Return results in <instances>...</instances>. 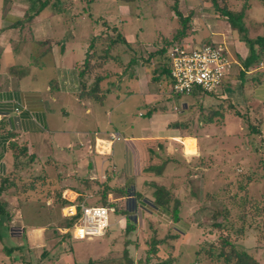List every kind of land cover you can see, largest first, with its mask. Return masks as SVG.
I'll return each instance as SVG.
<instances>
[{
  "label": "crops",
  "instance_id": "1",
  "mask_svg": "<svg viewBox=\"0 0 264 264\" xmlns=\"http://www.w3.org/2000/svg\"><path fill=\"white\" fill-rule=\"evenodd\" d=\"M148 2L150 9L145 12L143 20H149L152 28L130 35L132 38L126 41L125 52H128L129 59L124 63L127 70H124V65L122 67V77L117 76L118 70L108 69L110 67L106 70H111V73L99 75L105 78L99 84L100 97H103L99 103L79 97L80 83L92 85L90 77L93 72L86 71L80 78L82 63H66L70 49L66 45L68 40L54 41L55 31L48 29L46 43H39L46 45V49L35 47L33 51L29 50L22 54L25 60H19L20 56L17 64L11 61L13 58L9 60L11 54L7 46H19L21 49V39L11 38L0 43V182L5 178L14 181V186L5 190L1 197L12 190L2 202L5 210L7 204L13 206L16 219L19 217V226L14 227L16 231L11 232V227L0 223L4 228L3 237L9 240L11 248L9 253L6 250L7 257L0 252V264H125V258L134 264L132 255L139 252L136 244L131 242L135 222L157 219L150 207L142 211L148 208L149 199L142 197L136 201L133 197L143 194L148 188V184L143 183L149 182L146 171L152 165L143 166L144 160L153 163L161 156L167 157L169 148L177 147V143L186 148L187 140L195 141L196 146L198 139L195 135L183 136L185 121L194 113L192 106L199 104L202 109L204 102L213 105L218 103L215 99L226 100L233 96L230 88L219 95L204 97L198 94L197 99L184 98L175 103L162 71L165 69L164 54L174 43H224L235 62L229 78L231 84L236 83L233 80L236 75L243 106L246 102L260 105L264 119V42L253 44L251 57L245 62L249 56L248 46L230 27L227 15L222 13H241L237 24L244 31L242 35L253 42L264 38L262 0H172L170 7V0ZM174 9L181 17L189 18L182 36L177 35L180 26ZM159 17L161 20L169 19L171 28L165 34L156 28H159ZM37 19L42 20L39 15L33 18L31 28ZM14 23L5 29L0 27V40L4 36L12 37L14 28H21L20 24L12 26ZM148 35L152 37L150 43L147 42ZM55 47L57 53H54ZM149 47L155 52L146 55L144 51ZM160 50L163 53L159 54ZM155 53L158 57L154 56ZM32 56L35 62L30 59ZM152 56L157 57L156 63L152 62ZM10 67H13V72H10ZM151 78H156V81ZM155 84L162 86L159 91ZM217 112L219 115L215 116H221V111ZM224 116L229 120L233 117L228 112ZM207 123L197 125L202 135L203 130L210 133L216 129L213 122ZM236 131L240 132V129ZM8 132L14 134L13 138L5 136ZM112 133L118 137L125 134L122 145L114 149L113 142L104 157L89 151L94 139L108 138ZM12 141L20 151H26L25 157H13L8 150ZM152 142H157L155 150L163 152L157 155L151 147ZM164 160L160 164L168 161ZM101 190L105 191L109 201L126 203L124 213L128 216L114 217L103 237L70 238L66 234V219L76 213L80 204H93L91 197ZM24 211L36 213L40 221L25 224ZM129 214L130 224L127 221ZM128 225L129 232H125ZM3 237L0 235V247Z\"/></svg>",
  "mask_w": 264,
  "mask_h": 264
},
{
  "label": "rangeland",
  "instance_id": "2",
  "mask_svg": "<svg viewBox=\"0 0 264 264\" xmlns=\"http://www.w3.org/2000/svg\"><path fill=\"white\" fill-rule=\"evenodd\" d=\"M169 3L170 7L172 0ZM27 4L26 1L14 0L9 8L3 9L0 14L2 29L10 26L12 22L20 21L21 25L20 29L14 28L12 37L4 36L0 40V43L11 38L22 41L19 42L21 46L23 45L21 49L19 46L14 48H12L13 45L7 46L11 54L9 60L13 58L11 61L17 64L20 56L19 60H25L22 54H26L29 50L33 51L35 47L41 50L46 49V45L40 44L46 43L47 31L51 29L57 34L54 41L68 40L66 45H69L70 49H68L69 59L65 60L66 63L70 61L74 64L82 63L81 68L85 57L94 55L92 59L87 60L88 65L100 64L101 66H98L99 70L93 69L90 79H93L94 75L109 74L113 69L118 70L116 75L122 77V67L129 59L128 52H125L126 43L133 34L142 33L153 25L149 20H143L145 12L150 9L148 0H134L127 5L117 0H58V3L56 0H48L46 8L39 15L42 20L37 19L33 28H31L33 20L29 22L24 20ZM153 6L156 7V5ZM158 25L159 28H156L163 34L171 28L167 17L164 20L159 17ZM158 25L156 22V26ZM173 25H175V19ZM155 31H153L154 36ZM128 35L131 36L128 37ZM110 39L114 41L123 39L124 42L120 43L116 40L106 50ZM147 39L150 43L151 35H148ZM92 40H94V46L89 48L93 44ZM25 46H27L26 50ZM11 50H13L12 53ZM54 50L56 51L54 53H57V47ZM104 51L107 52V57H104ZM144 52L147 55V53H154L155 49L149 47V50ZM155 55L158 57V53ZM157 57L152 58L153 63H156ZM30 59L32 62L36 61L33 56ZM106 67H110L108 69L111 70H106ZM124 70H127L126 65ZM7 72L9 74V71ZM230 77L231 73L225 78L223 87L219 88L216 94L232 88L233 96L229 98L231 102L227 98L226 100L215 99L218 101L217 104L208 105L204 102L201 104L202 109L198 106L199 104L191 108L194 113L185 121L186 130L183 131V136L195 135L198 139L196 146L195 141L187 140L186 148L178 143L177 147L169 148L166 152L167 157L161 156L158 160H153V163L144 160L143 166L152 165L158 168L146 171L150 180L143 184H148V188L143 194L133 197L136 201L142 197L152 201V193L158 187L169 199L167 207L169 214H162L160 209L152 208L148 202L150 211L157 219L145 223L141 220L135 222V233L131 242L136 244L139 252L132 255L134 264H160L163 261L166 264H221L212 257L213 255H210L209 251L211 253L213 251V254L217 253L223 239L229 240L237 250L245 251L257 263L264 264V234L261 230L264 218L259 212L264 203V119L261 116L263 111L258 104L246 102L243 106L240 83L235 75L233 80L236 83L231 84ZM155 87L159 91L162 86L155 84ZM184 98L197 99L198 94L171 99L178 103ZM214 108L219 109L216 111H221V116H215L211 120L216 129H212L210 133L203 130L202 135L197 125L208 124L207 118L211 114L210 111H215ZM227 112L228 115L233 116L231 120L224 116ZM0 126H2L1 122ZM236 129H240V132ZM119 136L118 141H114V149L122 145L125 134ZM156 145L157 142L151 143L153 151L158 155L163 151L155 150ZM89 151L94 153L93 145L89 147ZM165 158L168 161L160 164V161H165ZM11 193L12 190L6 195ZM4 196L0 198L1 202H5ZM90 202L93 203H90L91 205L95 204L94 206L105 204L104 206L109 205L113 209L114 212L108 211V228L114 217L128 216L126 212L124 213L126 203L117 204L108 201L106 197L101 199L100 193L93 195ZM174 205L177 208L178 222H173L170 217V210ZM149 207L143 208L142 211ZM13 209V206L6 205L5 211L8 212L7 215H12V219L11 217L7 220L1 218L0 223L15 229V225L19 226V217L17 220ZM223 211L227 212L226 218L219 215ZM155 212H161V214ZM35 215L36 213L32 211H24L25 224L38 223L40 218ZM214 215L217 216L214 217ZM217 224L221 225L220 229L215 228ZM239 227H242L243 232L237 235L235 230ZM3 232L4 228L0 227L2 237ZM1 240L3 245L1 244L0 252L2 251L7 257L9 240L4 237Z\"/></svg>",
  "mask_w": 264,
  "mask_h": 264
},
{
  "label": "built area",
  "instance_id": "3",
  "mask_svg": "<svg viewBox=\"0 0 264 264\" xmlns=\"http://www.w3.org/2000/svg\"><path fill=\"white\" fill-rule=\"evenodd\" d=\"M234 64L224 43L193 45L182 42L180 45L170 46L163 57V67L168 72L169 93L177 96H189L198 91L212 95L221 94V91L219 94L216 92L223 86ZM116 140L118 135L113 133L108 138L94 139V153L102 157L106 156L111 144ZM78 209L79 217L70 231L72 239H91L106 233L108 211H113L111 207L82 203Z\"/></svg>",
  "mask_w": 264,
  "mask_h": 264
},
{
  "label": "trees",
  "instance_id": "4",
  "mask_svg": "<svg viewBox=\"0 0 264 264\" xmlns=\"http://www.w3.org/2000/svg\"><path fill=\"white\" fill-rule=\"evenodd\" d=\"M14 0H2V10L3 9H7V7L9 8L11 2H13ZM26 1L27 7L24 11V20L29 22L31 21L33 18L37 17L38 15H40V13L46 8L47 6V2L48 0H23ZM58 3V0H56ZM120 3H123L125 5L134 2V0H117ZM262 2L264 3V0H262ZM175 16L178 19L179 22V26H180V30L177 31V35L179 34V36L183 35V31L185 28V25L188 23L189 18H183L181 17V15L177 12L176 9L173 10ZM223 14L227 15V19H228V23L230 25L231 28H233L234 30H236V32L240 35V38L243 40V42L248 46V50H249V56L246 59L245 62L249 61L250 57H251V50H252V46L253 44L256 43H262L264 42V38L261 39H256L255 41L251 42L248 39H246L242 34H243V29L241 28V26L239 24H237L240 20H241V13L238 14H232V13H228L225 11H222ZM23 17V16H22ZM20 21L15 22L12 26H16L17 24H19ZM118 42L123 43V39H116ZM115 40V41H116ZM115 41L113 39H110V41H108V47L106 50L109 49V46L114 44ZM92 43L94 42V40L91 41ZM180 42L174 43V45H180ZM94 46V43L91 44L89 46V48H92ZM161 50L159 51V54L163 53L161 52ZM94 55H90V56H86L84 59V63H83V67H82V72L79 73L80 78L85 74L86 71L88 72H93L94 68H97V70H99L98 66H101L100 64L95 65V66H89L88 65V61L89 59H92ZM104 57H107V52L104 51ZM164 75L167 77L166 78V82L167 85L169 84V80H168V72L166 69L162 70ZM10 72H13V69H10ZM107 76V75H106ZM164 77V76H163ZM105 79L102 76L97 75V77L93 78V83L92 85L88 88V86L85 84L86 82H81L80 83V93H79V97L81 98H86L88 100H90L91 102H101L102 101V95L100 97V89H99V84L101 83V81ZM152 81H156V78H151ZM87 87V88H86ZM103 91V90H102ZM192 94H199L200 96L203 95H207V96H212V94L209 93H203V92H194ZM191 94V95H192ZM189 95V96H191ZM174 97H182V96H177V95H173ZM210 116L207 118V122H211L212 118H215V115H219L218 112L215 111H210ZM1 131V129H0ZM8 138H13L14 134L13 133H6L5 135ZM1 137V136H0ZM3 138V137H2ZM8 150L12 153L13 157L17 158V157H25L26 156V151L24 149H18L16 143L14 141L10 142V144L8 145ZM156 168L158 167H154V166H150L149 169H147V171H151V170H156ZM14 186V181L13 180H9L7 178L3 179L0 182V197L2 195V193L13 187ZM162 189H159L158 187H156V190L152 193V201L149 202V204L153 207H156L157 209H160L162 214L168 215V203H169V199H167L166 194H162ZM99 193V192H98ZM101 194V199H104V197L106 196L105 191L100 192ZM138 196V194H137ZM95 205V204H94ZM105 205V204H104ZM104 205H96V206H101V207H110L108 206H104ZM149 207V206H148ZM259 212H261L263 214V218H264V203L261 207V209L259 210ZM220 216L222 215L224 218H226L227 212L223 211V213L220 212L219 214ZM217 215H214V217ZM79 217V209L77 208L76 210V214L72 217H69L66 219L67 221V232L66 234L69 235V237L71 238V234H70V229L72 227V225L77 221ZM170 217L173 220V222H178L179 219L177 217V208L175 207V205L173 206V208H171L170 210ZM5 219L7 220L8 216L7 213L5 211V205L3 202L0 201V219ZM130 217H128L127 221L128 224L131 223L130 221ZM219 224L215 225V228L220 229ZM261 230L262 233L264 234V219H263V225H261ZM10 231H16V229H10ZM125 232H129V225L127 226V228L125 229ZM243 229L242 227H239L238 229L235 230V233L237 235L242 234ZM8 253L11 252V248L8 247ZM210 255L218 262H220L221 264H259L257 263L253 258H251L245 251L243 250H237L227 239H223L221 241V243L219 244L218 247V251L217 253L213 254L209 251ZM125 264H132V261L128 258H125ZM169 262V260L167 261ZM86 264H91L90 262H87ZM160 264H166L165 261L161 262Z\"/></svg>",
  "mask_w": 264,
  "mask_h": 264
}]
</instances>
